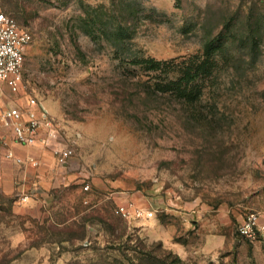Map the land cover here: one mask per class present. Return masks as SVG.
Returning <instances> with one entry per match:
<instances>
[{
    "label": "rangeland",
    "instance_id": "rangeland-1",
    "mask_svg": "<svg viewBox=\"0 0 264 264\" xmlns=\"http://www.w3.org/2000/svg\"><path fill=\"white\" fill-rule=\"evenodd\" d=\"M0 10L33 33L21 87L0 83V108L43 101L77 175L35 193L0 188V264H264L237 232L245 212L264 211V0H0ZM147 59L174 66L160 73ZM166 198L192 205L186 220L158 214L177 224L183 255L145 232L146 216L116 211ZM215 218L234 235L210 251Z\"/></svg>",
    "mask_w": 264,
    "mask_h": 264
},
{
    "label": "built area",
    "instance_id": "built-area-1",
    "mask_svg": "<svg viewBox=\"0 0 264 264\" xmlns=\"http://www.w3.org/2000/svg\"><path fill=\"white\" fill-rule=\"evenodd\" d=\"M33 40L30 29L19 24L10 13L0 10V83H6L13 91H18L23 80V64L25 53ZM11 133L14 140L21 145L41 143L50 149L57 163L65 166L75 154V148L59 139L60 128L56 118L46 105L36 97H29L25 104H11L0 108V135ZM7 156L18 163L23 157L11 149ZM30 161L36 163L33 157ZM85 184L84 188L89 189ZM23 200L28 195L22 197ZM116 211L130 218L131 216H148L150 209L134 206L132 203L119 206ZM238 234L255 243L264 245V211L251 210L244 213L237 225Z\"/></svg>",
    "mask_w": 264,
    "mask_h": 264
},
{
    "label": "crops",
    "instance_id": "crops-1",
    "mask_svg": "<svg viewBox=\"0 0 264 264\" xmlns=\"http://www.w3.org/2000/svg\"><path fill=\"white\" fill-rule=\"evenodd\" d=\"M26 102H21L20 104H25ZM9 149L27 160L23 163L16 162L14 158L7 156ZM30 157H33L36 163L30 161ZM71 169L70 162L65 166H60L50 149L44 147L41 143L21 145L14 140L11 133L5 136L0 135V188L6 191H11L15 188V181L19 183L21 190L25 191L31 187L33 193L42 188L56 186L61 182L69 184L70 181L77 177ZM191 206L182 205L180 202L171 205L168 198L163 199L160 203L154 200H147L145 208L150 209L151 213L144 220L146 223L144 226L145 232L149 233L151 238L160 240L163 244L165 243L179 255L186 254L187 246L185 242L183 243L175 237L177 224L175 222L165 223L163 217L159 216V213L166 211V213H171V215L174 214L175 217L178 216L179 219L182 217L186 220L184 208H190ZM241 219L242 216L239 220ZM198 221V219H191V222L194 224L193 227L196 226ZM226 228L222 222L216 218L213 219L209 226L211 233L207 234L205 232L203 235L205 236V249L213 251L217 247L225 246L229 243L233 238L234 228ZM234 240L238 241L240 239L234 237ZM255 252L259 257L264 256V245L256 243Z\"/></svg>",
    "mask_w": 264,
    "mask_h": 264
},
{
    "label": "trees",
    "instance_id": "trees-1",
    "mask_svg": "<svg viewBox=\"0 0 264 264\" xmlns=\"http://www.w3.org/2000/svg\"><path fill=\"white\" fill-rule=\"evenodd\" d=\"M207 51L209 52V50H211V46L210 45H207ZM142 62H146L147 64V67L149 68H153L154 70H157L158 72L162 73L170 68H172L174 66V64H171L170 61H152V60H142ZM166 87L167 85L166 84H157L155 86H152L151 85V90L154 91V92H166ZM185 92L187 93H190V91L188 90H185ZM192 100H194V97H192ZM85 230V229H84ZM160 244L162 242H159ZM176 258H178L179 256L175 255Z\"/></svg>",
    "mask_w": 264,
    "mask_h": 264
}]
</instances>
